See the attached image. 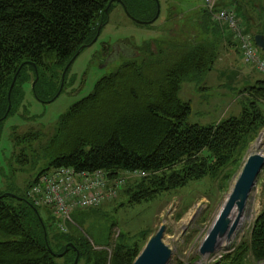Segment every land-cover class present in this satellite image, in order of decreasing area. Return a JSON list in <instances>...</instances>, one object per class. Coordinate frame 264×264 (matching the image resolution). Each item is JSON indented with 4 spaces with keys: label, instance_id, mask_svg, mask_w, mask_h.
<instances>
[{
    "label": "trees",
    "instance_id": "trees-1",
    "mask_svg": "<svg viewBox=\"0 0 264 264\" xmlns=\"http://www.w3.org/2000/svg\"><path fill=\"white\" fill-rule=\"evenodd\" d=\"M121 2L140 24H154L165 3L167 26L161 30L166 35L154 40V49L150 44L136 48L140 63L124 62L116 72L98 80L89 95L60 116L46 144L37 146L40 130L18 135L12 127L9 173L24 171L22 166L40 158L46 165L38 175L61 166L102 170L110 178L125 172L136 177L125 180L118 193L133 204L149 202L205 176L227 179L224 172L238 150L264 128V112L258 106L264 100V78L244 89L249 102L242 104L239 115L207 126L188 124L191 105L178 92L184 80L212 71L226 28L204 5L184 14L179 0H158L156 17V0ZM237 2L245 6V14ZM114 3L118 2L0 0V131L8 116L21 106L27 110L24 86L35 80V69L38 78L31 86L33 96L43 103L57 97L65 67L81 47L97 39ZM218 5L240 7L253 25L249 31L239 18L245 31L252 38L264 36L261 23L249 14L244 0H219ZM138 12L146 17H137ZM36 177L22 194L12 181L0 183V264H73L76 257V264L82 260L85 264H132L147 240L141 244L137 239L129 244L118 240L110 251L96 249L78 229L85 216L78 210L71 216L74 223H66L62 231L49 208L43 213L26 196ZM109 234L108 230L104 246L110 245ZM248 254L264 262V201L249 240L227 250L213 264H245ZM57 256L62 258L60 263L54 260Z\"/></svg>",
    "mask_w": 264,
    "mask_h": 264
},
{
    "label": "rangeland",
    "instance_id": "rangeland-1",
    "mask_svg": "<svg viewBox=\"0 0 264 264\" xmlns=\"http://www.w3.org/2000/svg\"><path fill=\"white\" fill-rule=\"evenodd\" d=\"M244 1L249 14L261 23L260 28L264 31V0ZM178 3L185 11L184 14H189L191 11L187 9L192 7L195 9L198 5L203 6L204 0H179ZM235 10L244 26H247L251 31L253 25L242 15V9L235 7ZM135 15L139 18L146 17L142 12L135 13ZM165 16L164 3L160 17L154 24L136 23L125 14L119 3H114L109 11L107 22L102 27L97 39L85 47L71 63L64 78L63 90L54 100L48 103L40 102L33 96L31 86L28 84L24 86L23 105H27V110L21 106L15 114L8 116L0 131V183L12 181L19 188V194H22L27 184L32 182L46 165L45 160L40 158L22 166L24 171L16 170L9 173V165L12 166L10 157L13 153V143L10 137L12 127L16 128L15 133L18 135L29 130H40L42 137L37 146L46 144L54 135L60 116L73 103L89 95L98 80L116 72L124 62L140 63L142 58L138 55L136 48H144L149 44L151 48H155L154 40L166 35L161 30V27L167 26L164 25ZM259 51L264 55L263 50L259 49ZM236 59L238 58L236 57ZM216 63L213 69L216 67ZM236 63V67H239V61ZM245 66H250L253 74L264 77V73L253 65L245 64ZM240 75L241 73L237 77L235 74L228 77V85L224 89L214 80L215 73L213 72L204 75L195 74L184 80L178 97L191 105V113L186 122L207 126L212 121L239 115L242 104L249 102V97L246 96L244 89L251 85V83L243 82ZM231 81L232 83L229 84ZM216 93L225 95L228 93L237 97L238 103L231 106L224 105V101H227L228 97L225 100L221 96L218 99H213L212 97ZM258 106L264 112V100L258 102ZM226 107H228L227 111H225ZM262 135L264 136V128L253 140L246 141L238 150L234 162L224 172L228 173L227 179H213L205 176L202 179L191 181L177 190L164 192L149 202L134 204L128 201L129 198L126 195H119L117 192L116 197L108 202H103L96 208L78 209L79 213L85 214L83 224L78 226L79 231L96 249L105 247L110 251L118 240L129 244L137 239L141 244L155 234L161 225H165L163 241L172 250L168 264H213L227 250H233L243 241L249 240L253 222L262 208L264 168L248 198L243 222L235 230L229 244L222 246L220 252L215 255L201 256L199 254V247L218 217L247 157L252 153L260 152L255 144ZM262 154H264V150ZM13 168H18V166L13 165ZM120 175L124 181L136 177V175L125 172ZM41 210L43 213L46 212L45 207H41ZM71 221L74 223V220ZM108 230L110 238L107 241L110 245L104 246ZM61 259L60 256L54 257L57 263H60ZM79 264H85V262L82 260ZM245 264H264V262L254 261L248 254Z\"/></svg>",
    "mask_w": 264,
    "mask_h": 264
},
{
    "label": "built area",
    "instance_id": "built-area-1",
    "mask_svg": "<svg viewBox=\"0 0 264 264\" xmlns=\"http://www.w3.org/2000/svg\"><path fill=\"white\" fill-rule=\"evenodd\" d=\"M218 1L204 0V6L215 21L233 34L241 60L264 73V57L250 34L245 31L236 11L218 5ZM123 183L122 176L110 178L102 170L88 172L61 166L38 175L26 196L34 205L49 208L56 217L57 226L65 231V224L72 222L74 211L96 207L112 200Z\"/></svg>",
    "mask_w": 264,
    "mask_h": 264
},
{
    "label": "water",
    "instance_id": "water-1",
    "mask_svg": "<svg viewBox=\"0 0 264 264\" xmlns=\"http://www.w3.org/2000/svg\"><path fill=\"white\" fill-rule=\"evenodd\" d=\"M112 1L118 2L122 6L125 14L130 19L134 20L137 23L141 22L133 18L132 16H130V14L127 12L126 7L123 5L121 0H112ZM156 2H157L156 17H157L160 12V4L158 0H156ZM237 4L241 5L238 2ZM241 6L243 8V13L245 14L246 8L243 5ZM253 40H254L255 45L259 49L264 51V36L262 34H255L253 36ZM83 48L84 47H81L78 50V52L76 53V56L81 52ZM76 56L73 57L70 63H72V61L75 59ZM69 64L65 67L62 73V76H61L62 83L60 85V88L56 96H58L62 90L65 72ZM35 72H36V77H35V80L31 84L32 87L34 86L35 81L38 78L37 69H35ZM14 80L11 84L10 90L8 91V99L10 98V91L14 84ZM9 109H10V103L8 104L7 112L9 111ZM263 168H264V155H262L260 152L252 153L247 157L245 163L242 166L241 172L239 173L232 187L230 194L228 195L226 201L224 202L222 206V209L218 217L216 218L215 222L213 223L212 227L208 231L205 239L203 240V242L201 243L199 247V254L201 256L217 254L218 252H220L222 248L221 242L224 240L229 241L232 238L233 234L235 233V230L238 227L239 218L246 208L248 198ZM234 208L237 209L238 215L235 219L232 220L230 218V214ZM165 230H166L165 225H161L158 228L156 233L153 234L147 240V242L143 246L140 253L137 255V257L132 262V264H168L171 258V255H172V250L163 241ZM76 263H77V257L74 260L73 264H76Z\"/></svg>",
    "mask_w": 264,
    "mask_h": 264
},
{
    "label": "crops",
    "instance_id": "crops-1",
    "mask_svg": "<svg viewBox=\"0 0 264 264\" xmlns=\"http://www.w3.org/2000/svg\"><path fill=\"white\" fill-rule=\"evenodd\" d=\"M262 56H264V55H262ZM236 57L238 59H236ZM217 60H216V62H217L216 67L211 72H209V74L212 72L215 73L214 80L219 83V86H221L222 89L227 88L228 77H230V76L232 77V76H234V74H235V77H237V75L239 73H241V75H240L241 80L243 82H245L246 84L251 83V85L255 84V82L257 80H261L264 78L261 75L253 74L251 67L250 66L246 67L245 64L242 63L243 61L241 60L240 51H239V48L237 46V42L235 41L231 32L228 31L227 29H225L224 40L222 41V44L220 47V54L218 55ZM236 60L239 61V63H240L239 67H236V64H237ZM228 70L230 71L229 73H228ZM226 73H228V74H226ZM230 83H232V81L229 82V84ZM227 95L221 94V93H216L213 95L212 98L218 99L219 96H221L222 99L224 98V100H225V98L228 97V100L224 101V105L228 104L229 106H231L235 103L236 104L238 103L237 97H233L232 95H229L228 93H227ZM226 102H228V103H226ZM215 105H217V104L215 103ZM228 107L225 108V111H227ZM229 110H230V108H229ZM226 114L228 115L229 111ZM221 116H223V115H221ZM220 118H222V117H220ZM220 120L221 119H218L217 121H212V123L218 122Z\"/></svg>",
    "mask_w": 264,
    "mask_h": 264
},
{
    "label": "bare ground",
    "instance_id": "bare-ground-1",
    "mask_svg": "<svg viewBox=\"0 0 264 264\" xmlns=\"http://www.w3.org/2000/svg\"><path fill=\"white\" fill-rule=\"evenodd\" d=\"M256 145V147L258 148V149H260V153L262 154V152H263V150H264V136L262 135V136H260V138L258 139V141H257V143L255 144ZM253 147H255V146H253ZM255 147V148H256ZM262 155H264V154H262ZM227 199V198H226ZM222 208V207H221ZM237 215H238V211H237V209L236 208H234L233 210H232V212H231V214H230V218L233 220V219H235L236 217H237ZM243 219H244V212L242 213V215L240 216V218H239V223H238V227L240 226V224L243 222ZM233 238V237H232ZM231 238V239H232ZM230 239V240H231ZM230 240L229 241H222L221 242V246H225L226 244H229V242H230ZM226 242V243H225Z\"/></svg>",
    "mask_w": 264,
    "mask_h": 264
}]
</instances>
